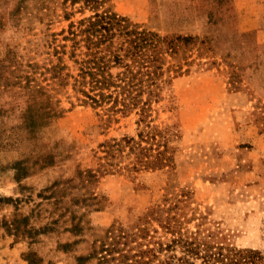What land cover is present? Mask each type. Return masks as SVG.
Instances as JSON below:
<instances>
[{
  "label": "rangeland",
  "instance_id": "1",
  "mask_svg": "<svg viewBox=\"0 0 264 264\" xmlns=\"http://www.w3.org/2000/svg\"><path fill=\"white\" fill-rule=\"evenodd\" d=\"M81 5L0 0V264H106L95 253L107 230L135 231L156 205L168 214L145 224L147 240L198 232L254 249L264 264V20L241 30L255 21L241 20L233 0H104L98 10L141 29L191 38L168 57L181 67L165 74L147 116L167 133L173 163L128 171L132 158L116 156L106 173L99 144L143 127L134 110L82 104L52 78L63 64L77 73L65 36L94 13ZM166 217L176 235L159 224Z\"/></svg>",
  "mask_w": 264,
  "mask_h": 264
},
{
  "label": "trees",
  "instance_id": "2",
  "mask_svg": "<svg viewBox=\"0 0 264 264\" xmlns=\"http://www.w3.org/2000/svg\"><path fill=\"white\" fill-rule=\"evenodd\" d=\"M66 1V0H63ZM82 2L81 8L88 7L94 13L75 25L71 23L65 39L72 42L70 57L74 58L77 73H62L66 64L52 67L53 79L58 85H70L76 98L82 104L102 107L106 112L139 115L137 124L141 128L137 138L123 137L99 144L104 148L102 164L104 172H116L114 159L132 158L125 168L128 171L158 169L173 163L168 146L167 133L162 132L152 120V104L161 98L163 86L167 84L165 74L178 71L180 65L168 61L173 58L179 43H187L190 37H165L157 32L141 29L139 25L116 12L105 8L98 10L104 0H71ZM61 59V58H60ZM113 70H116L115 72ZM72 79V82H69ZM145 128V130H144ZM262 129L264 130V124ZM127 148V151H124ZM120 170V169H118ZM169 210V209H167ZM166 212L160 205L149 209L138 218L135 231L111 226L102 241L99 251L101 262L106 264H256L259 252L254 249H237L223 244L212 245L209 240L174 232L170 219L160 222L172 236L168 242L147 240L150 218ZM168 214V212H166ZM157 232V230H154ZM176 235V234H175ZM190 237V238H189ZM147 240V241H146ZM146 241V242H145ZM179 252V254H178ZM96 256V255H95Z\"/></svg>",
  "mask_w": 264,
  "mask_h": 264
},
{
  "label": "crops",
  "instance_id": "3",
  "mask_svg": "<svg viewBox=\"0 0 264 264\" xmlns=\"http://www.w3.org/2000/svg\"><path fill=\"white\" fill-rule=\"evenodd\" d=\"M234 4L238 5L239 9V18L244 21H255V23H250L249 25L243 27L241 30H250L252 28L258 27L259 26V21L264 20V13H254L252 16V13L250 10H248L244 3H253V4H262L264 5V0H233ZM250 12V15L248 14Z\"/></svg>",
  "mask_w": 264,
  "mask_h": 264
}]
</instances>
